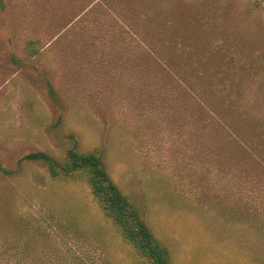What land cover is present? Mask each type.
<instances>
[{"label":"rangeland","instance_id":"rangeland-1","mask_svg":"<svg viewBox=\"0 0 264 264\" xmlns=\"http://www.w3.org/2000/svg\"><path fill=\"white\" fill-rule=\"evenodd\" d=\"M215 1L230 7L212 41L235 39L263 50L264 0ZM47 13L44 0H8L0 13V166L6 172L0 171V264H134L93 203L84 175L63 174L69 151L100 147L108 150L105 164L115 183L143 203L142 218L166 264H264V216L257 225L228 220L193 198L189 127L180 138L171 126L138 131L145 125L139 115L153 123L158 109L127 91L116 96L108 75L97 83L93 60L80 54L86 43L77 36L78 17L69 43L59 39L68 21L53 27ZM35 32L58 37L50 65L24 55V39ZM38 152L58 164V177L26 159ZM228 174L240 193L246 174Z\"/></svg>","mask_w":264,"mask_h":264},{"label":"trees","instance_id":"trees-1","mask_svg":"<svg viewBox=\"0 0 264 264\" xmlns=\"http://www.w3.org/2000/svg\"><path fill=\"white\" fill-rule=\"evenodd\" d=\"M44 2L53 27L68 21L60 40L72 43L75 28L70 24L78 17L77 36L86 43L80 54L93 60L97 83L108 75L116 96L127 91L158 109L153 123L139 115L145 125L138 131L164 132L171 126L180 138L189 127L193 198L228 220L257 225L264 216V46L260 51L235 39L212 41L229 1L196 6L189 0ZM7 6L8 0H0V13ZM57 38L30 34L24 39V55L50 65V47ZM107 151H69L63 174L80 170L84 175L93 203L134 264H166L164 251L142 218L143 203L124 192L109 173ZM26 159L44 163L50 175L58 177V164L44 153ZM0 171L6 173L1 166ZM235 171L246 174L240 193L229 185L228 172ZM255 202L263 208L252 207Z\"/></svg>","mask_w":264,"mask_h":264}]
</instances>
